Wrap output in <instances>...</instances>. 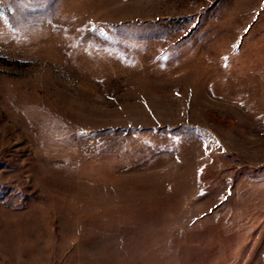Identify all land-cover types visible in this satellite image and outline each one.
<instances>
[{
  "label": "rangeland",
  "instance_id": "374dc122",
  "mask_svg": "<svg viewBox=\"0 0 264 264\" xmlns=\"http://www.w3.org/2000/svg\"><path fill=\"white\" fill-rule=\"evenodd\" d=\"M0 264H264V0H0Z\"/></svg>",
  "mask_w": 264,
  "mask_h": 264
}]
</instances>
